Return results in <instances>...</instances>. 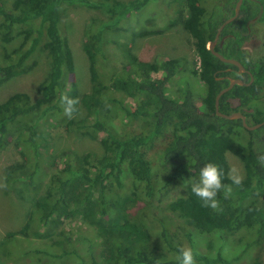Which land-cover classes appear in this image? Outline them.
<instances>
[{"label":"trees","instance_id":"1","mask_svg":"<svg viewBox=\"0 0 264 264\" xmlns=\"http://www.w3.org/2000/svg\"><path fill=\"white\" fill-rule=\"evenodd\" d=\"M153 1L156 0H14L18 12H13L0 0V15L4 18L0 33L4 42L13 38L11 29L15 24H29L21 31L24 40L17 50V59L0 65V83L23 71L42 40L50 65L47 76L39 84L37 99L32 100L25 94L28 97L25 101L19 100L21 95H18L0 103V151L11 142L14 122L24 116L32 121L28 130L16 139V144L33 152V170L17 176V170L24 164L11 166L7 185L21 178L38 187L36 176L41 158L48 157L52 165L57 159L62 161V166H57V171L51 175L47 190L33 201L26 234L49 238L63 222L78 220L91 227L97 236L96 243L82 232L74 235L71 230L61 229L51 241L52 248H36L35 253L57 259L73 255L81 258L76 239L87 243L89 255L77 264H178L176 259L162 258L161 245L152 242L151 233L156 230L161 242L178 254L171 227L161 217L154 216L150 228L151 214L145 217L137 214L132 219L128 212L137 202L150 203L155 196L162 199L177 185H182L185 193L167 204L171 213L203 235L223 240L224 234L227 237L237 234L240 238L232 256H224L221 247L214 254L200 253L191 240L198 253L197 262L233 264L264 239V161L261 160L264 124L250 130L242 119L222 117L216 110V96L229 85V78H241L248 84H236L224 93L220 111L227 114L240 111L250 125L264 122V55H260L259 46L253 50L246 48L253 39L247 22L257 16L264 21V10L260 12L261 6L256 0H244L240 16L222 30L221 36H226L223 45H216L221 54L245 66L246 71L242 73L237 65L222 61L208 47L221 24L234 15L236 0H217L211 9L206 5L207 0H178L180 7L187 9V15H181L182 25L193 38L201 59L200 69L193 68L191 73L204 86L203 93L196 91L188 81L184 86H177L175 92L171 89V82L184 69L179 58L140 60L130 49L123 72L110 80L103 79L97 67L96 52L101 50L106 25L91 36L97 48L85 47L90 90L81 94L77 83L70 80L76 64L71 45L61 29L65 5L86 2L92 7L105 8L114 14L112 22L106 24L117 26L125 17L141 12ZM38 19L36 26L34 21ZM250 27L253 29L252 25ZM153 73L160 74L154 77ZM64 95L80 100L75 114L78 117L70 119L68 125L98 141L102 152L67 149L57 156L51 153L52 136L45 126L55 110L63 111L61 97ZM137 121L141 123L138 132L135 131L137 126L130 132L120 131L117 125ZM161 136L168 140L161 155L167 169L160 181L148 149ZM230 153L244 163L242 186H233V194L228 198L223 192L218 194L219 210L202 207L191 192L192 183L198 179L200 168L213 162L223 170L224 183L231 184ZM14 236L15 233H10L7 239ZM250 264L262 262L255 259Z\"/></svg>","mask_w":264,"mask_h":264},{"label":"rangeland","instance_id":"2","mask_svg":"<svg viewBox=\"0 0 264 264\" xmlns=\"http://www.w3.org/2000/svg\"><path fill=\"white\" fill-rule=\"evenodd\" d=\"M216 1L207 0L206 5L211 9ZM86 2L65 5L61 19L62 33L71 45L76 64L75 74H72L70 80L77 83L81 94L88 92L91 87L88 55L85 47L88 45L94 50L97 48L91 40V36L104 25L106 26L102 34L101 50L96 52L97 67L103 79L110 80L112 76L123 72L127 62V50L130 49L140 60L154 61L156 59L179 58L184 69L171 82L170 86H173L171 89L175 92L177 86H184V83L188 81L196 91L204 92V86L191 73L193 68L200 69L201 59L195 49L193 38L182 25L181 15H187V9L183 6L180 7V1H153L141 12H134L125 17L117 26L106 24L114 19V14L111 11L102 7H92ZM3 3L6 9L18 12L14 8V0H3ZM3 19V16L0 15V23ZM34 24L39 25V19L35 20ZM28 27L29 24H15L11 29L13 38L9 42H4L0 33V65L4 66L17 59V50L24 40L21 31ZM262 32L257 31V36L259 37ZM43 42L44 40L26 61L23 71L8 81L0 83V103L18 95H21L19 100H24L28 98L25 94L30 95L32 100L37 99L39 84L47 76L50 66ZM263 42L264 37L256 38V35H253L252 44L250 41L246 48L253 50L255 46H259V49L261 47L260 55H264ZM29 44L30 42L25 47ZM159 74L153 73V76L157 77ZM75 117L78 115H74L73 118ZM49 121L45 128L52 136L50 149L55 156L67 149L78 152L95 151L100 153L103 151L98 141L83 136L75 126L68 125L70 119L64 115V109L62 112L55 110ZM31 123L32 121L28 116L21 117L14 122L11 125V142L0 151V264H77L81 258H89L85 241L75 239L81 258L73 255L57 259L48 257L43 253H35L33 249L52 248L51 241L61 229L71 230L74 235L82 232L83 235H87L96 241L95 231L86 224L78 220L65 221L57 227L49 238H38L26 234V225L33 201L47 190L51 175L57 171V166H62L61 159H57L56 164L52 165L48 157L41 158V167L36 176L38 187L21 181V178L14 184L7 185L6 179L11 166L24 164L23 168L17 170V176L28 174L33 170V152L16 144V139L28 130ZM117 125H119L120 131L133 132V126H137L136 132L141 130L139 121L133 122L131 125L119 122ZM167 140L168 138L164 136L158 137L148 149V156L155 172L158 173L157 179L160 181L167 169L161 159ZM228 157L231 173L235 170L244 177L245 167L242 160L232 153L228 154ZM184 193L185 188L182 185H177L162 199L155 196L151 198L150 203H146L147 205L141 201L137 202L135 206L129 209V217L135 219L137 214L144 217L151 214L148 221L150 228L154 224L153 217H161L171 227V235L179 248L192 247L191 240H193L194 248L200 253L214 254L221 247L224 256H232L240 243L237 234L228 237L227 234H224L225 239L223 240H220L218 236L203 235L190 227L183 218L168 210L167 204L184 195ZM10 233H15V238L7 239V235ZM151 235L152 242L161 245L159 255L164 259H175L177 253L164 242H161L159 233L153 230ZM255 259H259L264 264V239L251 251H248L241 260L233 264H250ZM197 264L201 263L197 262Z\"/></svg>","mask_w":264,"mask_h":264},{"label":"clouds","instance_id":"3","mask_svg":"<svg viewBox=\"0 0 264 264\" xmlns=\"http://www.w3.org/2000/svg\"><path fill=\"white\" fill-rule=\"evenodd\" d=\"M64 107V115L72 119L78 113L79 97H61ZM264 161V157L261 158ZM224 172L220 166L213 162H207L200 168L199 177L191 185V192L199 199L201 206L212 210H219L218 194L223 192L225 198L233 194L234 187L239 188L243 184L244 177L235 170L229 176L231 184L224 183ZM259 195V193H257ZM192 247H180L175 259L178 264H197L196 255Z\"/></svg>","mask_w":264,"mask_h":264},{"label":"water","instance_id":"4","mask_svg":"<svg viewBox=\"0 0 264 264\" xmlns=\"http://www.w3.org/2000/svg\"><path fill=\"white\" fill-rule=\"evenodd\" d=\"M242 1L243 0H239L236 4V9H235V13L233 16L229 17L228 19H226L222 24L221 26L219 27L218 31H217V34H216V38L212 41H210L208 47L209 49L213 52V54L217 57H219L222 61L224 62H228V63H232V64H235L239 67L240 71L241 72H245L246 71V68L245 66L237 59L235 58H228L226 56H224L223 54H221L219 51L216 50V44H217V41L220 37V34L222 32V30L224 29V27L230 23L231 21L233 20H236L239 16H240V13H241V5H242ZM236 84H240V85H245V84H248L246 83L243 79L241 78H230V83L227 87L223 88L216 96V110H217V113L222 116V117H225V118H228V119H237V118H240L242 119V122H243V125L250 129V130H254V129H257L259 127H261L264 122H261V123H256V124H253V125H250L248 122H247V118H246V115L243 114L242 112L240 111H237V112H233L231 114H227V113H224V112H221L220 111V99L222 97V95L224 93H226L227 91H229L230 89H232Z\"/></svg>","mask_w":264,"mask_h":264},{"label":"flooded vegetation","instance_id":"5","mask_svg":"<svg viewBox=\"0 0 264 264\" xmlns=\"http://www.w3.org/2000/svg\"><path fill=\"white\" fill-rule=\"evenodd\" d=\"M239 0H236V4H237V2H238ZM257 1V3L261 6V11L260 12H262L264 9V1L263 0H256ZM243 2H244V0L242 1V5H243ZM241 5V6H242ZM235 7H236V5H235ZM241 14V13H240ZM252 23V24H251ZM247 25L249 26V31H250V33H251V35L253 36H255L256 35V38H263L264 36H262V35H264V21H261V20H259V16H257V17H255V18H253V20L251 19L250 21H248L247 22ZM253 26V29H254V31H253V29H251V27L250 26ZM262 30H263V32H262ZM257 31L258 32H262L261 34H260V36L258 37L257 36ZM222 33V32H221ZM225 38H226V36L224 35V36H221V34H220V37H219V39H218V41H217V44H219V45H223V43H224V41H225ZM216 44V45H217ZM241 72V71H240ZM242 73V72H241ZM230 78H232V77H230ZM229 78V79H230ZM264 198V197H263Z\"/></svg>","mask_w":264,"mask_h":264},{"label":"built area","instance_id":"6","mask_svg":"<svg viewBox=\"0 0 264 264\" xmlns=\"http://www.w3.org/2000/svg\"><path fill=\"white\" fill-rule=\"evenodd\" d=\"M200 65H201V60H200Z\"/></svg>","mask_w":264,"mask_h":264}]
</instances>
